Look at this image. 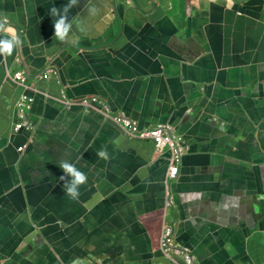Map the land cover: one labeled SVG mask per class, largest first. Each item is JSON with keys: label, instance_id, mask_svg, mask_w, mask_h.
Masks as SVG:
<instances>
[{"label": "water", "instance_id": "obj_1", "mask_svg": "<svg viewBox=\"0 0 264 264\" xmlns=\"http://www.w3.org/2000/svg\"><path fill=\"white\" fill-rule=\"evenodd\" d=\"M162 1L149 3L160 5ZM95 3L78 0L70 8L68 21L72 22V29L78 22L74 21L75 16L81 17L78 10L83 6L95 8ZM67 4L69 0H0V24L4 25L0 39L18 36L21 41L11 55H0L4 83L10 84L15 94L19 91L14 106L26 91L34 99V107L19 131L13 135L0 132V161L8 164L0 165V192L16 190L20 197V187L27 191L31 186L42 188L29 183L33 175L47 182V212L57 214L61 210L57 207L56 190L77 208L94 202L88 219L94 216L97 229L102 223L103 232L97 231L96 237L110 236L112 247L106 250L93 240L88 246L80 244L77 250L82 258L80 264H137L141 259L138 254L144 251L145 264H179L176 256L163 255L159 241L157 249L151 245L153 229L147 221L162 222L164 217L173 225V244L186 248L196 264H204L213 253L232 254V259L242 264H264V208L260 222H255L257 200H261L260 207L264 206V184L251 191L245 176L252 158L264 155V142L256 141V136L264 137V130L260 129L264 124V58L258 54L255 57H245L243 53L238 57L226 55V48L224 51L222 45L217 47L211 40L204 41V35L192 42L189 36H184L190 31L191 18L186 19L184 30L174 28L171 34L158 33L154 40L142 45L137 44V34L124 42L128 15L125 8L117 6L113 26L117 31L125 30V34L112 41L105 54L71 52L68 57L56 60L49 56L56 44L69 47L74 36L71 29L66 42L54 37L53 22L58 17L50 16V10L57 7L62 11ZM28 10L42 28L35 37L37 43L33 42L28 26L31 18ZM134 24L136 29L141 25L137 19ZM49 26L52 30L47 29ZM173 40L172 46L169 42ZM179 43L187 51L179 52L176 49ZM118 44H126L124 54L116 49ZM75 45L82 48L90 44ZM25 47L33 49L35 54L43 52L46 59L41 68L32 65ZM19 49L25 55L21 53L18 57ZM130 49L134 52L132 58L122 59ZM81 60L86 61L82 63L85 71L79 65ZM14 62L25 66L22 72L30 89L14 80L18 72ZM117 62L119 71H115ZM86 98L97 101L93 106L81 104ZM251 99L259 102L261 115L255 120L258 127L252 124L255 113L251 110L254 107ZM104 104L112 115H124L140 128L163 124L170 133L180 136L183 141L178 145L180 178L166 184L171 152L159 153L152 140L129 135L103 112ZM237 111L238 125L234 130V117L226 124L222 117ZM196 120L197 123L204 120V124L197 125ZM132 139L153 146L152 152L145 156L120 154L116 158L115 144L120 140L128 144ZM40 147H44L43 152ZM102 149L107 159L97 155ZM62 161L73 163L88 177L80 186L78 200L66 195L65 181L59 179L64 175L60 168ZM155 184L172 197L173 204L166 209L164 204L158 211L153 203L147 202L145 190L156 189ZM202 188L206 192L196 204L195 197ZM28 203L31 205V201ZM105 205L110 208L106 209ZM43 218L41 215L33 220L36 224L40 222L37 236L18 242L16 250L18 247L24 250L23 257L38 249V236L52 249L48 234L41 229ZM82 218L84 222L87 219L85 215ZM61 222L64 223L61 235H67L70 228ZM59 254L67 255L69 251L62 250ZM5 258L12 260L10 255ZM5 258L2 261L6 264Z\"/></svg>", "mask_w": 264, "mask_h": 264}, {"label": "crops", "instance_id": "obj_2", "mask_svg": "<svg viewBox=\"0 0 264 264\" xmlns=\"http://www.w3.org/2000/svg\"><path fill=\"white\" fill-rule=\"evenodd\" d=\"M136 6H132L127 2L124 4L125 8V15H128V26L126 29V36L124 42H128V37H132V35L137 34V44L142 45L143 43H147L151 40H154L158 36V33H165L171 34L174 32V28L178 30H184L187 28V18H191L190 21V31L184 33V36H189V39L193 42L197 38H201V35H204V41L206 39L213 41H218L222 44V47L225 51L227 49L226 55L233 56L244 54V56L255 57V55H260L264 58V0H253L252 3H249L252 8L246 9L243 4L237 3L239 0H235L236 4L235 7H231L230 0H163L160 2V5L156 6V9H152V6L148 0H134ZM102 0H96L95 8L92 6L89 9L94 8L95 13L90 14L88 9V15L85 13L79 18L78 15L75 16L74 21L76 20L77 24L73 27L72 33L74 36L73 43L71 46H63L61 43H57L55 49L52 51L53 53L49 54L50 57H56V60L68 57L67 55L79 52H87L90 55H103L107 50V46L110 43H107L106 47H101V45H92L90 38H96L98 41H117L119 40L125 33V30L120 31L116 30V34L113 38L110 39L114 34H108L106 36V32H104L107 28L111 26L112 21H109L108 16V8H102L100 4ZM257 3L259 5H256ZM120 9L122 6L119 5ZM88 8V7H86ZM262 8V9H261ZM259 10L258 14L257 11ZM74 12V11H72ZM230 12H238L236 15L230 14ZM243 12V13H241ZM75 13V12H74ZM142 16H141V14ZM237 14H240L237 16ZM28 15H31L30 20L28 21V26L30 25V33L33 39L41 32V26L36 20L35 15L31 11L28 10ZM79 18V20H78ZM134 19H137L138 22L141 24L138 29L134 26ZM24 21V17H23ZM72 23V22H71ZM104 24H106L107 28H104ZM149 24L150 28H147ZM180 24V25H179ZM207 24H215L217 26L224 25V31L221 38L215 37L211 34H206V27ZM79 25V27H78ZM50 27V28H49ZM47 27V29L52 30L51 26ZM84 30L81 31L80 28ZM104 28V31L97 32L95 29ZM116 28V27H115ZM29 29V28H28ZM136 31L133 34V31ZM157 30V31H156ZM204 33H203V31ZM179 31V32H180ZM96 33H100L95 35ZM115 32V31H114ZM113 32V33H114ZM34 43H37V40H33ZM191 42V43H192ZM76 43H81L82 45L90 44L89 47L82 46L84 49H79ZM96 44L98 42H95ZM173 46L175 41L169 42V44ZM180 44V43H179ZM215 44V43H214ZM177 46V44H176ZM216 46V45H215ZM142 47V46H141ZM217 47H220L218 45ZM116 49L120 50V54H124L126 50V44L117 45ZM138 49H141L140 46ZM146 49V47H145ZM176 49L181 52L182 50H186L183 46H178ZM27 57L32 62V65H35L37 68H41L44 64V60L46 57L43 55V52L40 54H35L30 48L25 47ZM22 50H18V54L20 57ZM127 57L124 58H132L133 50H128ZM25 55V51L22 53ZM248 54V55H247ZM86 58H89L87 56ZM17 60V59H16ZM86 61L81 60L79 61V65L81 69L85 68L82 63ZM55 63H57L55 61ZM18 64V63H17ZM14 62V66L17 68V71H24V65H17ZM115 71H119V62L115 63ZM84 70V69H83ZM85 71V70H84ZM5 73L4 70H0V94H3V100L0 101V132L6 131V120L12 116L14 102H16L19 91L17 90L15 94V89L9 84L5 85ZM19 89V88H18ZM14 113V112H13ZM119 113V112H118ZM146 128V127H145ZM144 129V128H143ZM55 139V136L53 137ZM147 140V139H145ZM139 140L132 139V142L125 144L122 140L118 141L114 147V155L116 158L119 159L120 154L122 155H138V156H145L149 151L152 152L153 146L150 147L148 143L145 146L139 143ZM151 149V150H149ZM39 150L41 152L44 151V147H40ZM51 159V158H50ZM50 159H46L49 161ZM156 189L150 187L147 191L148 203H153L156 210H160L162 207V193L161 189ZM206 192V191H204ZM60 202L61 200L58 199ZM94 202H89L86 207L79 206L78 208L75 205V212H74V221H78L77 226L75 228V241L77 244H83L87 242L89 245L92 243V240L97 243L98 245H103L106 250H109L112 247L111 238L110 236H106L105 239L97 238L96 233L99 231L100 233L103 232L101 229L102 223L98 224V229L96 228L95 224L93 223L94 216H90L88 219V212L94 209ZM106 209L110 207L105 205ZM86 216L87 219L84 222L83 216ZM147 225L150 229H153L152 233V247L157 249V242L159 237L160 231V222L158 220L150 222L147 221ZM84 235L86 236L84 238ZM56 242L60 243H67V235L58 234L56 238ZM146 251L141 252L138 254L141 259L137 262V264H145L142 257L146 256ZM232 254L226 255L222 253H213L210 255L204 264H242L239 260H233ZM224 262V263H223Z\"/></svg>", "mask_w": 264, "mask_h": 264}, {"label": "flooded vegetation", "instance_id": "obj_3", "mask_svg": "<svg viewBox=\"0 0 264 264\" xmlns=\"http://www.w3.org/2000/svg\"><path fill=\"white\" fill-rule=\"evenodd\" d=\"M94 1L96 2V0ZM149 1L150 0H148V2ZM126 2L134 7L136 6L134 0H102V3L100 4V6L102 8H105L107 6L106 9L108 8L107 11H108V16H109L108 20L112 21V23L109 29L107 28L106 24H104V28L105 29L107 28L105 31H104V28L102 27L101 29H95V31L101 32V33L102 31H104L106 32V36L108 34H113V31H115L116 29L113 26V22H114L115 15L118 11L117 6L121 5L124 9V4ZM230 2H231V7H235V4H236L235 0H230ZM252 2L253 0H239L237 3L243 4L246 9H251L252 6L249 3H252ZM254 4L259 5L257 3H254ZM157 5L158 3H155L152 9L155 10ZM86 7L87 6H83V9L81 11L78 10V13L81 16V19L85 13H87L88 15L89 8H86ZM258 13H259V10L255 14H258ZM230 14L236 15L235 12H230ZM221 31H224V25L217 26L215 24H207L206 34H211L214 36V38L215 37L221 38L223 35V32ZM97 34H100V33L95 32V35ZM90 39H91L92 45H101V44L106 43L101 47H106L107 43H110V44L112 43V40L101 42V41H98V39H96L95 37L90 38ZM95 42H98V43L96 44ZM214 43L216 46L222 45L218 41H214ZM108 47L109 45L107 46V48ZM79 49H84V48H79ZM231 62H234V60H231ZM28 96L30 97V102H31V107H32L28 111L27 115L29 116V113L32 111L34 107V99L30 96V93L28 94ZM251 100L253 101V104H254V107L251 110H254V113H255L253 116L254 120L252 124L255 127H258L259 122H256L255 120L259 118L261 115L260 108H257V105L259 104V102L254 99H251ZM249 103L251 104L250 101ZM238 112L239 111L234 113L232 116H230V114L225 113L224 116L222 117L223 122H225V124L229 120L231 121V118L234 117L235 123L232 125L234 130L238 125V116H239ZM19 122H20L19 108H18V103H17L15 106H13L12 116L10 118H7L6 120V123H5L6 124L5 128H7L6 133L8 135H13L15 131H19V130H16ZM196 124L197 125L204 124V120L198 123L196 120ZM260 129L264 130V124L260 127ZM236 134L237 133L233 135L234 138H236ZM252 139H253V136H252ZM254 140H255V137H254ZM256 141L257 143L260 144L261 142H264V137L256 136ZM182 142L183 141L179 142L180 145L182 144ZM258 148L260 149V147ZM259 149L257 150L259 151ZM9 150L10 148H8V151ZM21 150H23V148H21ZM157 152L162 153L163 151H157ZM179 158H180V163H181V157L179 156ZM0 165L4 166L8 164L4 161H0ZM250 165L251 166H249V169H247V171L245 172L246 173L245 176H247V182L249 184V187L251 188V191H257V189L260 188L262 184H264V155H261V157L258 159L252 158ZM169 166H170V162H169ZM38 177L39 176L35 177L32 175L29 183L42 185L43 187L33 188L31 186L30 191L29 190L27 191L26 189H24V186L20 187L21 188V190L19 191L20 197L16 190L10 191L4 194L0 192V264H5V261H2L4 260L3 258H5V255L12 256V260L5 258L7 260L6 264H80V262L82 261V258H81V255L77 252L80 244H77V242L75 241V228L77 226L78 221L77 220L74 221V218H73L74 212H75V205L70 201L67 202V200L65 199V196L62 197V193L56 190V203H57V207L61 210L57 214L53 212H47V207H46V199L48 195L47 187H46L47 182L45 181V179H42V178L37 179ZM174 178L176 179L180 178L179 167H178L177 173ZM174 178L172 179L167 178V171H166V174H165L166 184H171ZM204 191H205V188H202L201 191L197 192V195L195 197L196 204L199 203L201 195L204 193ZM161 193H162V197H161L162 207L165 204V209H166L169 205L173 204V200H172V197L169 196L165 192V190L162 191L161 189ZM58 199H60L61 201L59 202ZM29 201H31V205H29L28 203ZM256 203H257L256 205L257 207L256 216L257 217H256L255 222L258 223L260 222L261 209H263L264 206L260 207L259 204L261 203V200L259 199L257 200ZM47 214H50L51 217H48ZM41 215H43L44 217L41 229L44 233L48 234L47 238L52 243V249H48L49 246L47 243H45L44 238H41L38 236V249L34 251L33 254H30L27 258L23 257L25 254L24 253L25 251L19 247L16 250V246L18 245V242L22 238H23V241H30L31 239L35 237V235L37 234L38 224L40 222L36 224L33 220H35V218ZM61 220L65 222L67 229L70 228L69 232L67 233V243H60V242H56L55 240L58 234L62 233L64 229L62 226L64 223L61 222ZM166 227L170 229V235H171V241H172L173 225L168 218L164 217L163 221L160 222V231H159V238H158L159 250L163 253L164 256H166L165 255L166 253L161 249V236ZM83 244L84 246L89 245L87 242ZM172 244H173V241H172ZM67 249L69 251V254L67 255L59 254L60 252H62V250L66 251ZM19 253L22 255H19ZM175 260L179 264H182V260L179 257H176ZM87 264H89V262H87Z\"/></svg>", "mask_w": 264, "mask_h": 264}, {"label": "built area", "instance_id": "obj_4", "mask_svg": "<svg viewBox=\"0 0 264 264\" xmlns=\"http://www.w3.org/2000/svg\"><path fill=\"white\" fill-rule=\"evenodd\" d=\"M14 80L24 86L26 89H29L27 85L28 79L24 72H17L14 76ZM96 101L97 98H86L82 104L86 106H93V102ZM17 103L19 108L20 122L16 130H20L28 117V111L32 108L30 97L28 96L27 91L23 93ZM103 110L115 124L119 125L129 135L141 139L152 140L157 151L169 150L171 152V160L170 166L167 169V178L172 179L175 177L180 163V148L178 147L179 142L182 141L180 136L170 133L169 128L163 124H158L153 127H146L144 129L140 128L137 122L125 117L124 115H112L109 107L106 104L103 105ZM161 249L166 253V256L174 255L179 257L182 260V264H196L186 248L178 247L172 244L170 229L168 227L164 229L161 236Z\"/></svg>", "mask_w": 264, "mask_h": 264}, {"label": "clouds", "instance_id": "obj_5", "mask_svg": "<svg viewBox=\"0 0 264 264\" xmlns=\"http://www.w3.org/2000/svg\"><path fill=\"white\" fill-rule=\"evenodd\" d=\"M78 0H69V4L63 6L61 11L57 7H53L50 10V16L58 17L53 22L54 26V37L60 42H66L69 38V33L72 29V23L68 21V12L70 8L74 5H77ZM90 14L95 13V9H89ZM79 27V25H78ZM4 28L3 24H0V31ZM81 31L84 29L81 27ZM21 41L18 36H12L9 39H0V55H11L13 50L20 45ZM97 155L102 159H107V154L105 150H100ZM64 175L59 179L65 181L63 187L65 189L66 195L69 196L72 200H78L80 196V186L84 185L87 182V175L80 171L73 163L68 161H62L60 164ZM70 178V179H68Z\"/></svg>", "mask_w": 264, "mask_h": 264}]
</instances>
